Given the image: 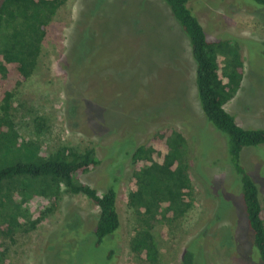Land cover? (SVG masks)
Listing matches in <instances>:
<instances>
[{"label": "rangeland", "instance_id": "1", "mask_svg": "<svg viewBox=\"0 0 264 264\" xmlns=\"http://www.w3.org/2000/svg\"><path fill=\"white\" fill-rule=\"evenodd\" d=\"M188 5L208 40L228 44L242 60L243 85L226 110L240 126L264 129V6L254 0ZM195 66L188 37L160 0H68L46 19L31 75L7 114L0 108L11 122L0 135L15 141L0 140V170L39 164L61 147L93 148L100 164L80 181L100 194L117 191L121 227L96 248L98 207L84 195L63 194L42 218L47 207L35 197L41 181L14 177L0 189V226L19 223L5 240L1 264H147L130 249L141 228L129 205L132 154L167 128L186 139L181 157L193 208L178 223L155 228V264H181L194 239L196 264H258L244 252L249 233L229 137L200 107ZM241 160L264 207V147L246 149Z\"/></svg>", "mask_w": 264, "mask_h": 264}, {"label": "trees", "instance_id": "2", "mask_svg": "<svg viewBox=\"0 0 264 264\" xmlns=\"http://www.w3.org/2000/svg\"><path fill=\"white\" fill-rule=\"evenodd\" d=\"M67 1H5L0 12V108L5 114L11 108L14 92L29 78L38 60L46 19ZM160 1L169 8L189 39L203 113L217 130L229 137V163L240 183L245 230L249 233V246L244 252L252 253L258 264H264V207L259 187L241 160L246 149L264 147V129L240 126L225 108L242 85V60L228 44L208 40L203 26L188 5L190 0ZM254 1L264 6V0ZM7 124L11 126L10 120L0 117V134ZM0 140L15 143L1 135ZM185 147L184 136L167 128L157 132L132 154L134 172L130 181L129 205L137 213L141 228L132 238L130 249L144 263L155 264L160 257L155 228L178 223L193 208V184L187 164L181 157ZM99 164L93 148L79 151L61 147L49 153L39 164H17L0 170V189L14 177L30 176L40 180L42 189L35 197L40 198L44 208L47 207L42 218L54 212L63 194L84 195L99 209L94 229V247L98 248L121 227L117 191L109 188L100 194L96 188L80 181L81 176L95 170ZM36 223L31 224L35 226ZM18 224L0 226V264L5 257V240ZM194 242L195 239L183 250L181 264H196Z\"/></svg>", "mask_w": 264, "mask_h": 264}, {"label": "water", "instance_id": "3", "mask_svg": "<svg viewBox=\"0 0 264 264\" xmlns=\"http://www.w3.org/2000/svg\"><path fill=\"white\" fill-rule=\"evenodd\" d=\"M4 2H5V0H0V10H1V8H2Z\"/></svg>", "mask_w": 264, "mask_h": 264}, {"label": "flooded vegetation", "instance_id": "4", "mask_svg": "<svg viewBox=\"0 0 264 264\" xmlns=\"http://www.w3.org/2000/svg\"><path fill=\"white\" fill-rule=\"evenodd\" d=\"M6 1V0H5ZM5 3V2H4ZM3 6H4V4H3ZM3 6H2V8H1V10H0V12L2 11V9H3Z\"/></svg>", "mask_w": 264, "mask_h": 264}, {"label": "crops", "instance_id": "5", "mask_svg": "<svg viewBox=\"0 0 264 264\" xmlns=\"http://www.w3.org/2000/svg\"><path fill=\"white\" fill-rule=\"evenodd\" d=\"M243 80H244V79H243ZM242 85H243V82H242ZM242 85H241V86H242ZM240 88H241V87H240ZM239 90H240V89H239Z\"/></svg>", "mask_w": 264, "mask_h": 264}]
</instances>
